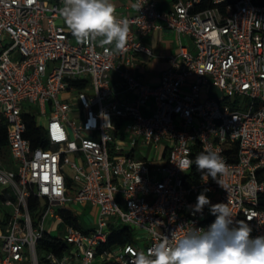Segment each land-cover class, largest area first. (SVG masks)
Returning a JSON list of instances; mask_svg holds the SVG:
<instances>
[{
  "label": "built area",
  "instance_id": "1",
  "mask_svg": "<svg viewBox=\"0 0 264 264\" xmlns=\"http://www.w3.org/2000/svg\"><path fill=\"white\" fill-rule=\"evenodd\" d=\"M130 2L143 7L116 13L129 35L127 51L113 55L112 45L76 41L62 0H0V120L16 165L0 163V264H131L162 236L210 228L209 206L192 210L205 189L211 204H228L233 226L243 220L253 238L264 236V0ZM163 29L178 46L152 86L133 72L135 56H151L144 40ZM23 115L44 131L47 149H31ZM206 149L228 166L217 177L223 187L179 167ZM69 205L96 216L85 225ZM121 225L131 243L106 247ZM61 226L66 235L51 237ZM44 236L67 249L38 253Z\"/></svg>",
  "mask_w": 264,
  "mask_h": 264
},
{
  "label": "clouds",
  "instance_id": "2",
  "mask_svg": "<svg viewBox=\"0 0 264 264\" xmlns=\"http://www.w3.org/2000/svg\"><path fill=\"white\" fill-rule=\"evenodd\" d=\"M62 3L60 15L78 43L98 40L101 46L112 45L113 55L127 51L129 22L117 17L112 0H62ZM132 7L140 10L143 5L138 2ZM194 163L202 175L223 187L217 177L226 174L228 166L217 151L206 149L195 157ZM192 165V160L185 159L179 167L184 171ZM205 192L197 196L192 210L202 213L209 206L216 219L207 231L191 228L183 236L178 231L171 238L162 236L161 242L147 253H137L131 264H264V236L253 238L251 227L243 220L235 221L233 226L234 216L228 204H211Z\"/></svg>",
  "mask_w": 264,
  "mask_h": 264
},
{
  "label": "trees",
  "instance_id": "3",
  "mask_svg": "<svg viewBox=\"0 0 264 264\" xmlns=\"http://www.w3.org/2000/svg\"><path fill=\"white\" fill-rule=\"evenodd\" d=\"M77 85V84H75ZM23 120L26 126L24 138L27 139L30 143L31 149L41 148V149H47L48 144L45 139L44 131L36 126L35 119L31 115H23ZM113 122V133L114 135H118V131L120 129V119L114 117L112 119ZM8 131V125L5 121L0 120V156L1 153L5 150L7 152V141H6V135ZM195 161V160H194ZM190 177L193 180H199L204 177H207L205 175H202L201 172H199L196 168L195 163L193 162V165L191 167ZM211 181L214 182V180L211 177H207ZM36 200L33 198H29L27 201V208L29 212L31 213L35 207H36ZM66 220L70 222V214H66ZM133 237V231L125 226H117L112 229L110 235L108 236L106 247L110 248L117 245H125L129 244L132 241ZM67 249L66 244H62L56 240H52L46 236L42 237L36 244V250L38 253H41L42 251H49L53 252L56 256L60 257L62 252H64ZM44 264V263H39Z\"/></svg>",
  "mask_w": 264,
  "mask_h": 264
},
{
  "label": "crops",
  "instance_id": "4",
  "mask_svg": "<svg viewBox=\"0 0 264 264\" xmlns=\"http://www.w3.org/2000/svg\"><path fill=\"white\" fill-rule=\"evenodd\" d=\"M159 2L163 9H167L171 0H159ZM112 3L115 5L117 15L127 17L132 14L130 0H112ZM177 41L176 35L166 29L152 32L145 38L144 42L152 54L151 56H135L138 66L133 72L139 80L149 85L158 83L161 73L169 66L168 57L176 51ZM112 77L116 80L114 74Z\"/></svg>",
  "mask_w": 264,
  "mask_h": 264
},
{
  "label": "rangeland",
  "instance_id": "5",
  "mask_svg": "<svg viewBox=\"0 0 264 264\" xmlns=\"http://www.w3.org/2000/svg\"><path fill=\"white\" fill-rule=\"evenodd\" d=\"M16 54H18L16 52ZM152 86H156V84H151ZM24 105L26 106V110H28L29 108L32 110V112H37V107L35 105L33 106H28L27 103H24ZM144 115H147L146 113H144ZM40 123H44V121H40ZM143 155L141 152L137 151L136 152V159H141L143 158ZM0 163L4 166H6L8 169H11L13 171L16 170V165L13 161V159L10 157L9 155V151L7 150V152L4 150L1 153L0 156ZM69 176L72 175L71 171L67 172ZM75 195V192L73 190L68 189L66 192V197L67 198H73ZM71 210L76 211L79 214L80 219L82 220V222L87 225L88 223V218H95L96 216V211L93 207H90L89 205L87 206H83V205H69ZM58 207L56 206L55 209H57ZM90 225V224H88ZM67 230L64 227H58L57 229L55 228V230L50 232V236L51 237H56L58 235L60 236H64L66 235ZM137 234V233H136Z\"/></svg>",
  "mask_w": 264,
  "mask_h": 264
}]
</instances>
